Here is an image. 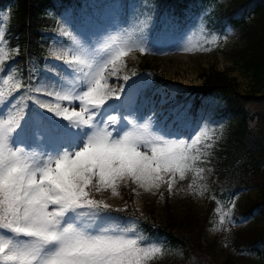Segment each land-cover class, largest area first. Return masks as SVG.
<instances>
[{"label":"rangeland","instance_id":"obj_1","mask_svg":"<svg viewBox=\"0 0 264 264\" xmlns=\"http://www.w3.org/2000/svg\"><path fill=\"white\" fill-rule=\"evenodd\" d=\"M81 2L78 15H72L70 11L60 15L55 31L58 39L50 48L44 75L31 93L21 89L19 61L6 66L7 62L13 60L6 38L10 13L8 10L1 12L0 93L5 103L0 105V111H6L5 119L7 114L19 113L21 117V127L14 142H23L18 146L37 154H52L54 149L61 150L64 147L71 150L73 146H82L83 140L76 137H69L63 143H44L42 138H35L33 130L43 124L62 126L70 133L79 131L68 128L67 120L55 116L49 108L39 107L35 101L40 100L52 108L59 104L61 110L69 107L71 112V104H64V100L58 99L57 94L62 96L66 91L74 90L80 93L83 88L80 83L88 71L86 65L94 58L103 56L109 45L118 47L128 41L133 46L121 58L122 65L121 61H117L116 74L112 75V65L105 72L108 87L120 96L118 101H109V104L119 107V111L111 114L135 120L140 125L148 123L153 134L162 135L165 139L191 143L198 137L199 142L193 146L192 154L199 155L200 159L184 179L181 180L177 174L171 190L167 184H163L159 189L145 191L129 180L118 186V195H113L109 189L93 191L92 198L103 200L117 209L133 201L142 210L155 208L162 220L170 215L180 219L188 208L203 213L211 198L210 186L215 176L214 165L219 157L218 152L221 146L226 145L238 119L224 111V100L218 94L205 99L193 111L192 96L187 98L183 95L186 91L183 86L202 87L204 74L212 68L235 77L240 92L249 91L254 84L253 77L240 63H236L231 54L234 48L245 44L241 30L232 23L225 27L220 25L221 12L229 0H193L182 20L158 0L136 2L127 15H124L118 0ZM182 26L184 30L179 33ZM141 47L145 50L141 51ZM77 56L85 61L84 65L76 61ZM143 62L150 63L152 69L148 71L149 74L144 77L133 76L131 81H125L124 76L129 77V73H133ZM251 108L264 109V103H255ZM200 168L204 171L199 172ZM258 195L257 189L241 190L232 200L219 201L207 235L210 240L218 239L213 255L218 263L228 257L235 230L248 228L255 222L263 224L259 209L247 218H236L234 215L238 200L245 201ZM221 216L224 217L223 222ZM79 222L89 223L93 228H106L114 234L127 230L129 236L139 237L142 241L133 219L122 220L109 211L97 217L82 216ZM143 245L162 249L153 258L180 255V252L160 241L152 240ZM232 259L234 264H264V258L256 252H234Z\"/></svg>","mask_w":264,"mask_h":264},{"label":"snow or ice","instance_id":"obj_2","mask_svg":"<svg viewBox=\"0 0 264 264\" xmlns=\"http://www.w3.org/2000/svg\"><path fill=\"white\" fill-rule=\"evenodd\" d=\"M132 46L128 41L109 45L103 56L86 65L82 80L86 90L57 94L70 104L78 101L79 111L35 101L67 120L71 130H79L70 133L62 126L43 124L33 130L35 138L63 143L76 137L83 140L82 146L54 149L52 154L26 150L18 146L23 142H14L21 127L19 113L5 119L6 111H0V264H147L162 251L144 246L127 230L114 234L79 222L82 216L97 217L111 210L110 204L92 198L93 191L110 189L118 195V186L129 180L145 191L163 184L171 190L177 174L184 179L200 159L192 154L198 137L191 143L165 139L153 134L148 123L111 114L119 107L109 101L120 96L108 87L105 72L112 65L115 75L117 61L122 65L121 58ZM76 61L85 64L80 56ZM220 219L223 222L224 217Z\"/></svg>","mask_w":264,"mask_h":264},{"label":"trees","instance_id":"obj_3","mask_svg":"<svg viewBox=\"0 0 264 264\" xmlns=\"http://www.w3.org/2000/svg\"><path fill=\"white\" fill-rule=\"evenodd\" d=\"M118 1L127 15L134 3L141 0ZM158 1L181 20L193 2ZM81 7V0H0V15L3 10L10 13L6 38L13 60L6 66L19 61L23 89L33 88L41 80L52 43L58 39L55 31L60 15L70 11L76 16ZM221 16L222 27L232 23L241 30L245 44L234 48L231 54L236 63L253 77L254 84L249 91L240 92L235 77L212 68L204 74L201 88L183 86L186 88L183 95L192 96L193 111L205 99L218 94L224 100V111L238 119L226 145L218 152L215 177L211 183L212 198L205 211L199 213L188 208L180 219L170 215L162 220L155 208L140 210L132 201L118 210L112 207L109 210L123 219L134 218L143 242L160 241L180 252L178 257L157 258L150 264H234V252L245 251L256 252L264 258V109L251 108L255 103H264V0H229ZM183 30L184 26L179 33ZM148 71H151L150 63L143 62L134 70L135 75L129 73V79L147 76ZM249 189H257L259 195L245 201L238 200L234 215L247 218L259 209L263 224L255 222L248 228L235 230L228 257L218 263L213 257L218 239L207 237L214 210L219 201L232 200L241 190Z\"/></svg>","mask_w":264,"mask_h":264},{"label":"bare ground","instance_id":"obj_4","mask_svg":"<svg viewBox=\"0 0 264 264\" xmlns=\"http://www.w3.org/2000/svg\"><path fill=\"white\" fill-rule=\"evenodd\" d=\"M80 84H82V83H80ZM76 89V88H75ZM83 89V88H82ZM77 90V89H76ZM79 90V89H78ZM77 90V91H78ZM75 91V90H74ZM80 91V90H79ZM67 92V91H66ZM58 97V96H57ZM52 100V99H51ZM62 104V103H61ZM64 104H66V105H68V104H70L68 101H64ZM65 106V105H64ZM73 106H75V107H77V109H79V102L78 101H74L71 105H70V108H72ZM68 109H69V107H68ZM71 110V109H70ZM68 144V143H67ZM71 150H72V148H71Z\"/></svg>","mask_w":264,"mask_h":264}]
</instances>
